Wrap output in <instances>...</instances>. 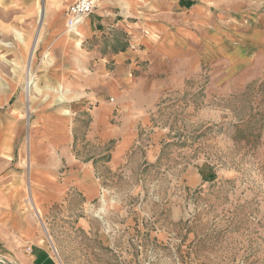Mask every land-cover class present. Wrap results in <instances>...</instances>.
Wrapping results in <instances>:
<instances>
[{
	"label": "rangeland",
	"instance_id": "1",
	"mask_svg": "<svg viewBox=\"0 0 264 264\" xmlns=\"http://www.w3.org/2000/svg\"><path fill=\"white\" fill-rule=\"evenodd\" d=\"M201 2L212 14L195 17L196 50L179 49L177 74L150 106L108 140L88 138L89 117L76 114L66 157L47 151L33 104L55 118L50 132L67 136L73 88L56 78L76 50L57 48L43 2L21 17L0 0V264H264V0ZM189 9L133 0L131 11L158 43L186 33ZM30 130L39 170L26 167ZM20 220L33 235H20Z\"/></svg>",
	"mask_w": 264,
	"mask_h": 264
},
{
	"label": "crops",
	"instance_id": "2",
	"mask_svg": "<svg viewBox=\"0 0 264 264\" xmlns=\"http://www.w3.org/2000/svg\"><path fill=\"white\" fill-rule=\"evenodd\" d=\"M1 1L15 2L17 9H11V11H14L11 16L21 17L34 16L37 4L43 2V8L46 9L45 18L51 27L49 30L54 34L55 41L62 39L60 44L63 45L59 44L57 48L62 47L64 52H67L70 48L76 50L77 56H69V53L66 55L72 66L69 71L63 72L67 74L70 72V74H65V77H62L60 72L56 78L60 82L67 77V80L71 81V88H73L74 98L68 104L72 108L74 116L66 126L68 137L58 131L57 134L50 132L54 127L50 126L49 123L55 118L50 113L46 114L35 102L33 104L39 110L36 112L38 118H44L42 121L44 135H40L39 138L43 137V140L48 142L46 143L47 151L54 152V154L59 151L66 157L70 155V147L75 139L74 120L75 115L78 113H86L89 117L88 138L100 137L108 140L126 133L131 116L143 112L147 106H150L157 94L156 91L161 89L163 81H167L177 74L179 49L185 47L187 51L188 49L190 51L196 50L194 47L196 43L194 21L201 20V18L197 19L195 17H200L202 14L211 16L212 14V8L208 4L203 2L193 4L195 1L204 0H185V6H189V15L192 19V23L187 26L186 33L184 35L174 34L173 38L156 43L154 40L147 38L144 33L140 35L142 21L132 18L136 17L134 12L131 11L133 0L126 4L121 3L123 0H98L100 4L86 18V22L81 27L82 32H74L70 35L67 34L64 23L67 21L68 6L77 0ZM216 1L218 2L213 5L219 6L221 0ZM124 5L126 8L123 7ZM60 15L64 16V20L62 23L56 24ZM72 37L75 38V43L71 42ZM22 39L21 36L18 37L19 42H22ZM4 43L10 45L8 42ZM52 43L54 44V42ZM28 55L29 53H26L25 47H22L24 62ZM163 75H166L165 79ZM34 94L36 101L40 94L38 92H34ZM45 96L49 97L50 95L45 94ZM58 98L61 99V95ZM25 103V118L29 122L30 117L27 115L29 110L26 100ZM32 112L34 111L30 110V114ZM54 112L56 111L54 110ZM68 112L66 109L65 116ZM114 118L120 119V124L115 123ZM61 125H63L62 122ZM32 134L33 131L30 130L26 167L30 162L29 160H31V164L34 165H31L32 168L35 167L36 170H39L37 158L40 150L36 148L35 144L33 145L32 137H30ZM79 174L83 175V172ZM93 174L91 170V176L97 180L98 185L99 180ZM86 176L89 177V174H86ZM19 225L18 232L21 236L33 235L34 226L31 222L23 226V221L20 220Z\"/></svg>",
	"mask_w": 264,
	"mask_h": 264
},
{
	"label": "built area",
	"instance_id": "3",
	"mask_svg": "<svg viewBox=\"0 0 264 264\" xmlns=\"http://www.w3.org/2000/svg\"><path fill=\"white\" fill-rule=\"evenodd\" d=\"M95 8V0H77L67 10V26L73 29L83 18H87Z\"/></svg>",
	"mask_w": 264,
	"mask_h": 264
},
{
	"label": "bare ground",
	"instance_id": "4",
	"mask_svg": "<svg viewBox=\"0 0 264 264\" xmlns=\"http://www.w3.org/2000/svg\"><path fill=\"white\" fill-rule=\"evenodd\" d=\"M85 18H83L79 23H81ZM67 23V21H66ZM78 23V24H79ZM80 25V24H79ZM67 26V24H66ZM68 27V26H67ZM78 26L74 27L73 29L76 30ZM73 29H70V28H67V32L70 33V31H72ZM38 39L36 40V44H37V41L39 40V36H37ZM35 48V46H34ZM32 58H33V53H31L28 57H27V65H28V70L31 71V67H32ZM37 79H35L32 75L30 76V78H28V81L26 82V86H25V89L27 91V94H26V97H27V100L29 102L28 104V108H31V102H32V95H33V91L35 90H38V87H37V82H36ZM28 165L31 167V161L28 162ZM32 200V199H31ZM35 203V202H34ZM36 207V206H35ZM36 209V213L38 215V217L41 218V210L39 209V207L35 208Z\"/></svg>",
	"mask_w": 264,
	"mask_h": 264
},
{
	"label": "water",
	"instance_id": "5",
	"mask_svg": "<svg viewBox=\"0 0 264 264\" xmlns=\"http://www.w3.org/2000/svg\"><path fill=\"white\" fill-rule=\"evenodd\" d=\"M4 260H6V259H4ZM6 262H7L8 264H13V263H11L9 260H6Z\"/></svg>",
	"mask_w": 264,
	"mask_h": 264
}]
</instances>
